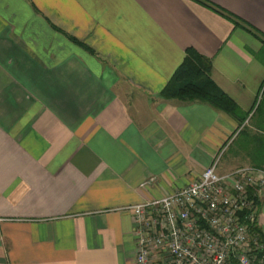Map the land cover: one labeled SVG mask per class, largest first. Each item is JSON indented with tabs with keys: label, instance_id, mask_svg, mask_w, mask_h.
<instances>
[{
	"label": "crops",
	"instance_id": "1",
	"mask_svg": "<svg viewBox=\"0 0 264 264\" xmlns=\"http://www.w3.org/2000/svg\"><path fill=\"white\" fill-rule=\"evenodd\" d=\"M189 48L238 117L161 94ZM216 157L264 168V0H0V264H135L123 207Z\"/></svg>",
	"mask_w": 264,
	"mask_h": 264
},
{
	"label": "built area",
	"instance_id": "2",
	"mask_svg": "<svg viewBox=\"0 0 264 264\" xmlns=\"http://www.w3.org/2000/svg\"><path fill=\"white\" fill-rule=\"evenodd\" d=\"M218 157L187 184L124 206L133 216L135 264H264L251 224L264 168L217 171Z\"/></svg>",
	"mask_w": 264,
	"mask_h": 264
},
{
	"label": "trees",
	"instance_id": "3",
	"mask_svg": "<svg viewBox=\"0 0 264 264\" xmlns=\"http://www.w3.org/2000/svg\"><path fill=\"white\" fill-rule=\"evenodd\" d=\"M210 67V58L194 49H187L182 62L172 73L161 94L168 97L199 99L238 117L237 104L209 76ZM240 120L242 121L241 118ZM251 227L261 238L256 224H251ZM261 240L264 241L262 238Z\"/></svg>",
	"mask_w": 264,
	"mask_h": 264
}]
</instances>
